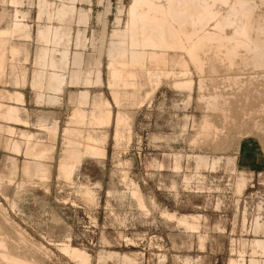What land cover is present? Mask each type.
<instances>
[{
	"label": "rangeland",
	"instance_id": "rangeland-1",
	"mask_svg": "<svg viewBox=\"0 0 264 264\" xmlns=\"http://www.w3.org/2000/svg\"><path fill=\"white\" fill-rule=\"evenodd\" d=\"M39 1L0 0V31L12 26L16 9L30 28L29 36L0 38V90L22 93L19 103L0 96L19 106L22 119L0 118V237H6L9 250L31 264H231L253 256L264 264V244L257 243L264 241V64L249 65L243 56H251L250 50L243 48L230 70L207 64L199 73L186 54L171 51L130 66L119 57L121 41L112 32L117 18L125 31L133 0H75L79 19L74 13L63 21L39 17ZM47 1L52 11L72 2ZM251 1L255 14L264 17V0ZM49 24L68 30V44L67 38L48 46L37 39L39 26ZM206 26L197 35L214 32L213 22ZM262 35L253 31L258 42L262 37L264 62ZM44 48L54 50L49 56L55 68L68 64L55 102L48 100L49 70L35 61ZM63 50L70 62L68 57L56 64ZM202 51L200 58L208 61L216 50ZM76 53L83 54L85 73L92 71L86 85L75 71ZM112 63L122 70L119 78L112 76ZM42 69L43 84L33 86L34 73ZM98 69L102 82H95ZM181 71L188 74L182 77ZM249 76L253 86L245 84ZM185 80L192 83L177 84ZM86 88L91 94L82 106L86 116L71 123L78 94ZM108 108L111 120L102 122ZM88 145L96 152L87 153ZM39 146L46 149L43 176L36 174ZM64 146L68 160L77 162L69 177L60 173ZM199 156L209 163L199 165ZM238 181L245 182L241 192ZM185 215L196 220L194 226L179 222ZM65 243L85 250L88 260L65 252ZM0 264L13 263L0 257Z\"/></svg>",
	"mask_w": 264,
	"mask_h": 264
},
{
	"label": "bare ground",
	"instance_id": "bare-ground-1",
	"mask_svg": "<svg viewBox=\"0 0 264 264\" xmlns=\"http://www.w3.org/2000/svg\"><path fill=\"white\" fill-rule=\"evenodd\" d=\"M21 1L22 0H10V2H14L17 4ZM255 6H256L255 1H251V0H133L128 9L129 19L125 31H122L120 28L122 20L117 18L116 19L117 25H115V29L112 32V38L121 41L119 57H121L124 61H127V63L130 66H135V67L144 64L149 54H156L158 52L167 53L171 51V52H178V54L180 55L186 54L199 73L204 72L205 66L207 64L210 66V69L213 70H218V68H220V66H222L223 64H226L229 69L233 65L234 66L237 65L235 62L237 58L241 57L239 52L243 48H246V50L249 49L250 50L249 53H251V56H248L249 58L246 57L247 55L246 56L242 55L244 58H246L248 64L249 63L251 64L253 62V64L255 63L256 66L263 65L264 64L263 53H262L263 50H260L261 44H259L260 42H262L261 40L262 37L258 38L259 36L257 35L258 36L257 38L260 39L258 42L257 39H255L256 36H253V31H257V33L260 32V34L261 33L264 34V24L261 21L264 17L255 14ZM222 7H225L224 8L225 12H221V10H224L221 9ZM18 12L20 13V10L16 9L11 28L9 30L7 29L0 31V38L6 37L7 35L9 34L11 35L13 33L14 34L19 33V34H23V36H28L30 28L28 29V24H26L23 21L24 16L26 15L22 13L21 14L22 17L20 18L18 17L19 15ZM87 18L88 15L85 16V21L87 20ZM210 22L214 23V32L213 31L212 32L208 31L205 33L201 32L202 34L200 36L197 35L198 32L202 31L204 27L208 25ZM227 28H231V33H230L231 35L226 34ZM226 42L230 44H226ZM206 49H211L214 51L216 50L214 52L213 58L212 55L209 54L210 58L212 59L208 61L206 57H204L205 59L200 58V53H201L200 50L202 51ZM13 50L16 53L19 52L18 48H14ZM246 50L244 51L246 52ZM207 52H203V53H207ZM78 56L79 58L77 59L76 57L75 59V65L81 66L83 64V56L82 55L81 56L78 55ZM113 63L111 64V69H113L112 76L117 77L118 75L119 78L120 75L118 72L121 73L122 70H119V68L117 70L116 69L117 67L116 68L113 67ZM246 64L247 63H244L242 65L247 66ZM226 65H224L223 67H225ZM255 65L253 66L256 68ZM126 67H128L127 64ZM121 68L123 67L121 66ZM181 72L183 73L182 77L188 74L187 71H181ZM169 73L171 74V72ZM127 74L129 73L127 72ZM153 76H155V74ZM253 78L254 77L249 76V78L245 80V84L251 86L253 83ZM182 82L183 81L181 82L179 81L177 82V84L179 83L178 85H184V84L192 83L191 80L190 81L185 80L183 83ZM248 92L250 93V91H247V94ZM252 92H254V90ZM1 94L2 93H0V96ZM4 95H6V93ZM4 95L2 94L1 97H5ZM249 95L250 94L246 96H248L249 98ZM6 97L9 96L6 95ZM214 98H216V96ZM248 98H246V101H248L247 100ZM211 102H212L211 104H213V101ZM215 105L214 107L218 106ZM8 106L3 103H0V118L13 120L14 112L13 109H11L13 107L10 108ZM111 115H112V111L111 109L108 108L106 117L105 119L102 120V122L106 120H111ZM85 116H86V112L84 110L76 108L70 119V122L72 123L73 121L77 123L74 120V118L75 119L79 118L80 120ZM15 121H18V119ZM121 121H122V116L120 115L119 122ZM81 122H83L82 124H84V121ZM69 128L70 127H68V129ZM69 136L70 135H68V137ZM87 139L89 140V138ZM90 140L92 141L93 138H90ZM64 147L65 148L63 152V157L61 159V164H60V173L69 177L70 174H72L74 165H77V162L76 161L70 162L68 160L69 159V153L67 150L68 146H64ZM94 152H96V148L88 145L87 153L93 154ZM84 189L85 190L82 191H86L84 192L85 195L91 196L92 194L91 193L92 190L90 191L91 188L88 189L84 187ZM133 194L135 196L139 195V190L135 188ZM172 217H174V215ZM9 248L10 247H8V242L6 237L5 236L0 237V257L2 260H4L7 263H13V264L32 263L29 260H27V258L14 254L12 251L9 250ZM62 249L65 252H68V254L76 257V259L79 258L81 260L87 261L89 258L88 256L89 253L87 254L85 250L73 246L71 244L68 243L63 244ZM90 262L91 260L89 261V263Z\"/></svg>",
	"mask_w": 264,
	"mask_h": 264
},
{
	"label": "crops",
	"instance_id": "crops-1",
	"mask_svg": "<svg viewBox=\"0 0 264 264\" xmlns=\"http://www.w3.org/2000/svg\"><path fill=\"white\" fill-rule=\"evenodd\" d=\"M38 6H39V9H38V12H39L38 16L39 17L44 15L49 20L55 18V19L63 21L68 16L73 15L74 13H77V18L79 19L80 8L77 9V7L75 6L74 0H72V2H70V3L62 4L60 7L56 8L54 11H52V9L50 8V5H49L47 0H40ZM46 25H48V24H46ZM10 27H7L5 29H10ZM28 36H29V34H28ZM36 37L40 42L42 41L46 46L50 45L51 43H53V44L63 43L65 41V38H67L66 44H68L69 32L67 29H64V30H62L61 28H54L53 29V27H51V25L47 28L46 27L44 28V26H39V28L37 30V36ZM76 44L78 45V42H76ZM15 48H17V47L15 46ZM53 51L54 50H52V52H51V50H49V48L48 49L44 48L41 50V52L39 50V52L36 55V60H35L37 65H39V63L42 65V66L39 65L41 68L49 70V72H47V87L50 89V93H53L52 95H48V100L50 102H55L59 99V96L57 95V93L62 90V87H63L64 83L66 82L67 77L65 75L64 70L67 68V65H68V64H64V66L55 68L56 67L55 62L49 56L51 53H53ZM78 55L81 56L83 54L82 53H76L75 58H74V66H75L76 57H77V59L79 58ZM68 57H69L68 61L70 62L69 51H64L63 56H61L60 59H57L58 63H56V64L61 65L62 64V61H61L62 58H68ZM38 60H39V63H38ZM45 65H50L51 67L45 66ZM83 66L84 65H82V67H80V68L75 66L76 67L75 71L78 72L80 79H81V83L85 84L84 82L87 79H91L92 71L88 69L91 73L86 74L85 72L87 69H84ZM99 71H100L99 69L96 71V76L98 75ZM1 73H2V71H1ZM45 76H46V73H45V70L43 71V69L39 72H35L31 84L33 86H41L44 82ZM39 80H40V82H39ZM98 81L102 82L101 71H100V78L97 77V80L95 82H98ZM72 82H73V74H72ZM3 91L4 90H0V93H2L3 95L6 93V95L9 96L8 98L13 99L15 103H19L22 100L21 91H13V92H10V91L3 92ZM6 95H4V96L6 97ZM78 96H79V106L77 107V109H84L82 106H83V104H85L91 100V94L89 93V90L86 88V89L82 90L78 94ZM43 97H44V95L38 94V99H41ZM107 102H99L98 106L99 105H106ZM0 103H3L7 106L11 105V106H8L10 108L13 107V108H11V109H13V112H14L13 117L14 118L16 117L15 119L13 118V120H17V119H18V121L22 120L21 116L19 115V106L17 104L4 103L3 100H0ZM14 144H17V145H14ZM11 146H12L13 150L19 151L21 149L18 141L14 142L12 140ZM45 150H46L45 147L39 146V148H37V151L34 152V155H35L37 163H38L37 164L38 166L36 169V174L39 173L41 176L46 175V172H47V169L41 163V159H42L43 155L45 154ZM217 162H218V160H214L213 164H215ZM228 162L231 163L232 158L229 157ZM208 163H209V160L206 156H199L198 157V164L199 165H207ZM27 171L30 172L31 170L28 168ZM236 185H237V190L239 192H241L244 185H245V182L238 181ZM188 217L189 216L185 215V216L179 217L180 219H178V220L180 223L187 224L190 226H194V222H196V220H192V222H191V220H189ZM257 243L259 245H263L264 241L258 240ZM124 259H127V257H124ZM231 264H261V263L257 257L253 256L248 263H246L243 259H239V260H232Z\"/></svg>",
	"mask_w": 264,
	"mask_h": 264
}]
</instances>
